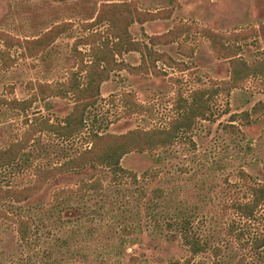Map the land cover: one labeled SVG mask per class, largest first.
<instances>
[{"label": "rangeland", "instance_id": "374dc122", "mask_svg": "<svg viewBox=\"0 0 264 264\" xmlns=\"http://www.w3.org/2000/svg\"><path fill=\"white\" fill-rule=\"evenodd\" d=\"M119 1L0 0V30L22 40L41 36L56 25H72L42 56L22 58L19 51L13 50L11 55L16 63L12 68L2 69L0 62V99L26 100L31 95L30 84L66 80L82 57L89 60L87 47L74 46L87 35L83 26L96 17L103 3ZM127 1L136 2L140 9L151 13L161 14L171 8L168 0ZM175 7L170 19L161 18L144 27L136 24L131 27L132 35L137 40H146V36L162 35L186 23L227 36L247 34L249 39L240 43L241 57L248 62L260 57L264 47V0H176ZM191 44L196 48L191 59L179 55L176 45L158 48L161 53L187 64L191 69L185 73L166 69L169 76L159 78L126 71L113 73L101 86L99 102L88 111L85 136L98 128L102 133L125 134L136 128L166 126L173 116L172 103L178 91L187 93L206 85L210 79H228V62L218 59L207 41L199 38ZM119 60L138 66L140 55L125 54ZM126 92L134 93L150 112L123 117L120 105L111 100ZM260 101H264V93L251 81L234 90L229 98L220 100L216 106L219 117L214 123L200 122L192 135L180 139L193 140L194 146L182 142L155 156L125 157L121 163L124 168L139 177L150 173L136 184L125 181L114 186L106 170L89 168L49 181L41 193L23 206L34 212L50 205L59 190L76 188L82 180H101L102 191L71 201L85 211L77 220L75 215H70L71 221L79 220L95 233L79 236L83 255L69 258L67 264H169L175 260L183 263L190 254L182 245L178 229L165 225L177 218L189 220L191 230L207 247L191 264H264V250L258 251L254 246L255 238L264 234V208L259 209L252 224L240 220L229 209L233 202L248 201L249 184L264 185V114L246 126L229 122L231 114L250 111ZM48 104V110V105L38 103L24 115L0 105V149L20 140L26 128L25 120L34 113L58 120L72 110L71 100L52 99ZM226 105L229 114H223ZM228 125L236 129L232 131ZM83 140V135L73 141L43 134L36 136L26 155L1 176L0 183L12 188L27 186L36 168L61 164L83 147ZM241 173L250 179H243ZM48 220L54 236L65 234L55 219ZM124 224L137 227V231L127 238L130 245L118 248L120 228ZM215 249L220 250L218 257ZM16 250L19 251L13 228L0 229V264H13ZM131 257L136 261L130 262Z\"/></svg>", "mask_w": 264, "mask_h": 264}, {"label": "trees", "instance_id": "16d2710c", "mask_svg": "<svg viewBox=\"0 0 264 264\" xmlns=\"http://www.w3.org/2000/svg\"><path fill=\"white\" fill-rule=\"evenodd\" d=\"M168 3L170 10L160 12L161 14L143 11L136 2L127 0L103 3L96 17L83 26L87 35L74 45L88 48V61L82 57L76 70L62 82L30 84L31 95L26 100L0 99V105L23 115L38 103L48 105V110V103L52 99L72 101V110L62 119L53 120L48 115L36 112L30 119L25 120L26 128L20 140L0 149V178L26 155V150L38 135H48L65 141L77 140L83 135L84 139L83 147L66 157L61 164L36 168L32 181L27 186L12 188L0 183V229L13 228L19 249L12 258L13 264H67L69 258L83 255L78 244L79 236L95 233L92 227L83 226L79 220L71 221L70 215H75L77 220L85 213L84 210L72 205L71 201L74 197L85 199L90 193L102 191L101 180L99 178L82 180L76 188L57 191L50 205L38 208L34 212L25 209L23 205L41 193L49 181L65 173L101 168L108 172L114 186L122 185L125 181L136 184L140 179L145 180L150 173L145 172L140 178L137 173L124 168L121 163L125 157L131 154L155 156L158 152L182 142L194 146L193 140L180 139L192 135L200 122L214 123L219 117L216 116V106L222 98H229L234 90L241 89L251 81H255L257 88L264 93V47L257 60L248 62L243 59L240 43L249 39L247 34L227 36L208 28L181 23L165 34L146 36V40H137L130 31L131 27L135 24L142 26L161 18L170 19L176 8V0H168ZM71 27L72 25L68 23L56 25L41 36L24 40L0 30L2 69H10L15 65L16 58L11 55L13 50L19 51V57L22 58H38ZM199 38L209 43L210 49L218 59L228 62V79H210L206 85L187 93L178 91L172 103L173 116L166 126L136 128L125 134L102 133L101 128H98L85 136L88 111L99 102L101 86L111 79L113 73L126 71L134 75L145 74L156 78L168 77L166 69L185 73L191 69L187 64L159 52L158 48L176 45L179 55L191 59L196 50L191 43L194 45ZM129 53L140 55L138 66H131L119 60ZM175 81L179 83V80ZM111 102L120 105L123 117L143 116L150 112L134 93H123ZM227 106L223 114L230 113ZM263 114L264 101H260L250 111L231 114L229 122L246 126ZM228 126L232 131L236 129L233 125ZM241 176L245 180L250 179L245 173H241ZM249 192L248 201L233 202L229 209L240 220L252 224L257 220L259 209L264 208V185L251 183ZM48 219H55V224H59L65 234L54 236ZM70 223H73L72 226ZM165 225L169 229H178L182 245L190 254L183 263L175 260L169 264H191L195 257L206 252L205 243L193 233L189 220L177 218ZM136 231L135 226L122 225L121 239L117 247L130 245L131 241L127 238ZM240 235L238 237H241ZM254 246L258 251L264 250V234L255 238ZM214 251L218 257L220 250ZM135 261L136 258H130V262Z\"/></svg>", "mask_w": 264, "mask_h": 264}, {"label": "crops", "instance_id": "0c3cea01", "mask_svg": "<svg viewBox=\"0 0 264 264\" xmlns=\"http://www.w3.org/2000/svg\"><path fill=\"white\" fill-rule=\"evenodd\" d=\"M136 25V24H135ZM133 27V26H132ZM141 27H144V25L143 26H141ZM143 29V28H142ZM159 51V50H158ZM160 52V51H159ZM130 54V53H129Z\"/></svg>", "mask_w": 264, "mask_h": 264}]
</instances>
